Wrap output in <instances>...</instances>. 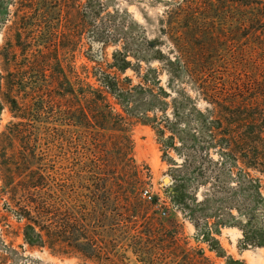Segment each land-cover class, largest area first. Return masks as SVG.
<instances>
[{
    "label": "rangeland",
    "instance_id": "rangeland-1",
    "mask_svg": "<svg viewBox=\"0 0 264 264\" xmlns=\"http://www.w3.org/2000/svg\"><path fill=\"white\" fill-rule=\"evenodd\" d=\"M182 2L193 8V35L190 42L178 45L175 36L186 31L185 20L175 18L176 5ZM127 50L139 58L128 56L131 64L125 71L111 67L115 54ZM185 53L187 62L181 58ZM186 65L193 72L191 78L186 76ZM153 69L154 73L149 72ZM61 70L88 76L95 85L96 78L105 73L130 86L158 76L159 84L171 95L169 102L178 97L177 91L188 92L195 161L198 170L207 169L206 176L198 177L191 188L198 213L207 202L204 210L215 214L219 200L238 194L242 170L260 178L264 194V0H0V135L9 122L17 121V113L6 102V88L14 82L16 88L24 85L29 96H36L31 88L43 85L49 93L54 86L61 87ZM14 94L19 101L26 96L24 91ZM47 111L44 108L42 120L48 121L43 124L49 130L60 128L45 117ZM156 114L158 119L149 123L133 116L126 119L134 158L148 182L144 190L152 195L146 199L150 215L167 224L170 233L175 232L187 246L202 248L212 264H226L229 257L244 264H264V246L246 244L238 224L212 229L225 252L219 256L198 231L204 221L191 219L172 204L171 165L157 133L164 113L149 112ZM167 114L172 115V105ZM60 133L49 143L45 162L51 170L59 166L65 179L79 174V180H86V166L93 160L91 138L83 128L64 127ZM170 154L181 162L176 153ZM2 177L0 170V264L18 262L2 249L5 244L26 256L22 264L109 263V259L53 255L48 248L29 246L23 235L25 220L19 222L13 212V195L3 190ZM237 220L245 221V217ZM208 222L212 226L216 217ZM126 255L136 263L131 248Z\"/></svg>",
    "mask_w": 264,
    "mask_h": 264
},
{
    "label": "trees",
    "instance_id": "trees-1",
    "mask_svg": "<svg viewBox=\"0 0 264 264\" xmlns=\"http://www.w3.org/2000/svg\"><path fill=\"white\" fill-rule=\"evenodd\" d=\"M183 3L176 5L175 11V18H183L186 27L185 33L175 36L178 45L179 41L190 42L193 35V8ZM194 12H197L196 8ZM182 51L186 50L182 48ZM185 54L181 58L187 62L189 55ZM130 55L136 57L129 50L115 54L111 67L127 70L131 64L127 59ZM149 72L154 73V69ZM185 73L189 78L193 74L187 65ZM87 77L81 78L73 70L63 71L60 88L54 86L47 93L43 85L34 86L31 91L36 96H29L24 85L16 88L14 82L6 88L7 92L4 90L6 102L17 113V121L9 122L0 135L3 190L13 195V212L18 221L25 220L23 235L29 246L48 248L53 255H82L97 261L109 259L107 264H212L202 248L187 246L175 232L170 233L167 224L150 215V206L143 198L144 186L148 182L144 170L134 158L126 119L133 116L149 123L158 119L157 114L149 115L151 111L164 113L157 133L162 136L165 157L171 165L172 204L191 219L204 221L198 231L219 256H225V252L212 235V229L218 231L220 225L238 224L246 244L264 246L262 182L247 170L240 172L238 194L219 200L215 214L204 210L207 202L201 204L202 211L198 213L199 207L194 203L196 198L190 196L191 188L198 177L206 176L207 169L198 170L195 161L193 113L188 92L184 89L177 91L178 97L169 102L167 98L171 95L159 84L158 76L152 80L155 82L146 78L135 86L125 85L111 73L100 77L94 74L98 81L96 85ZM23 91L26 96L19 101L14 93ZM171 105L172 115H168ZM44 108H48L45 117L60 128L49 130L43 124L48 121L42 120ZM64 127L83 128L86 136L91 138L93 160L86 166L84 181L79 180V174L65 179L59 166L51 170L45 162L49 160V143L59 138ZM171 152L176 153L181 162ZM57 162L59 164V160ZM233 210H237V214ZM213 216L216 222L210 226L208 219ZM240 216H244L245 221L238 222ZM129 248L136 256V263L126 255ZM2 249L14 255L15 263L18 261L16 264H22L26 259L7 244ZM226 264L244 262L229 257Z\"/></svg>",
    "mask_w": 264,
    "mask_h": 264
},
{
    "label": "built area",
    "instance_id": "built-area-1",
    "mask_svg": "<svg viewBox=\"0 0 264 264\" xmlns=\"http://www.w3.org/2000/svg\"><path fill=\"white\" fill-rule=\"evenodd\" d=\"M143 197L150 200L152 198V195L149 193L148 190H144L142 193Z\"/></svg>",
    "mask_w": 264,
    "mask_h": 264
},
{
    "label": "water",
    "instance_id": "water-1",
    "mask_svg": "<svg viewBox=\"0 0 264 264\" xmlns=\"http://www.w3.org/2000/svg\"><path fill=\"white\" fill-rule=\"evenodd\" d=\"M165 181L169 182L170 181V178L166 177L165 178Z\"/></svg>",
    "mask_w": 264,
    "mask_h": 264
},
{
    "label": "flooded vegetation",
    "instance_id": "flooded-vegetation-1",
    "mask_svg": "<svg viewBox=\"0 0 264 264\" xmlns=\"http://www.w3.org/2000/svg\"><path fill=\"white\" fill-rule=\"evenodd\" d=\"M209 59H211V60H214L215 58L213 57V56H210V58Z\"/></svg>",
    "mask_w": 264,
    "mask_h": 264
}]
</instances>
